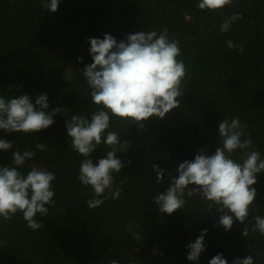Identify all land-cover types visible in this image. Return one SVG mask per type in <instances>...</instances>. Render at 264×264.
<instances>
[{
    "label": "trees",
    "instance_id": "1",
    "mask_svg": "<svg viewBox=\"0 0 264 264\" xmlns=\"http://www.w3.org/2000/svg\"><path fill=\"white\" fill-rule=\"evenodd\" d=\"M198 2L59 0L58 10L51 12L42 0H0V96L27 93L34 104L38 94H47L48 110L61 109L55 122L37 133L0 129V139L13 143L12 149L0 150V167L13 166V151L29 150L35 156L19 166L21 173L35 166L56 176L54 205H46L47 216L35 217L44 228L31 230L20 212L10 221L0 218V264H110L113 259L118 264H208L217 253L228 264L249 255L254 264H264V235L250 229L242 237L245 225L236 221L226 231L217 223L215 206L209 210L198 195L185 196L183 208L172 214L160 212L153 201L169 186L168 173L176 175L178 163L192 160L201 148L211 155L222 146L218 124L225 118H239L241 139L250 136V150L264 158V0H233L215 11L199 9ZM234 13L241 18L221 32V23ZM163 28L169 39L179 41L177 59L186 68L180 106L163 118L142 121L143 129L110 114L108 131L119 137L116 156L124 167L113 173L105 194L117 187L122 191L117 199L89 208L85 202L93 190L77 179L84 157L71 147L65 127L72 115L90 118L100 107L91 101L83 76V68L92 63L87 38L103 39L108 33L120 41L129 33ZM227 40L242 44L244 52L229 49ZM37 143L47 151L36 149ZM109 150L101 143L90 158L95 163ZM243 151L230 156L239 161ZM153 164L165 169L159 184ZM256 178L257 196L246 224L254 223L255 215L264 217V172ZM202 229H207L206 248L198 261H189L185 245Z\"/></svg>",
    "mask_w": 264,
    "mask_h": 264
},
{
    "label": "clouds",
    "instance_id": "2",
    "mask_svg": "<svg viewBox=\"0 0 264 264\" xmlns=\"http://www.w3.org/2000/svg\"><path fill=\"white\" fill-rule=\"evenodd\" d=\"M58 3L59 0H42L43 8L51 12L58 10ZM232 3L233 0H199L196 7L215 11ZM240 18V13L232 14L221 23L220 31L227 32ZM87 40L92 63L83 68V76L90 89L91 101L100 107L90 114V118L83 113L72 115L65 120V127L71 147L84 157L77 179L82 185L91 186L94 193L85 203L89 208H96L109 198L117 199L122 191L117 187L105 194L106 189L112 188L113 173H120L124 167L116 156L120 151L119 137L115 131H108L110 114L141 129L144 128L142 121L153 115L163 118L171 109L180 106L178 98L184 91L181 83L186 68L183 60L177 59L181 55L179 41L169 39L166 28L159 33L155 30L129 33L120 41L108 33L103 35V39L89 37ZM226 44L229 49L244 52L242 44H234L232 40H227ZM48 109L47 94H38L34 104L27 93L10 99L0 96V129L5 133L40 132L51 126L55 122L54 117L61 112L60 107ZM239 129L238 117L230 121L223 119L218 124L222 146L216 147L211 155L201 148L192 160L178 163L176 175L168 173L169 186L153 197L160 212L172 214L183 208L185 196L198 195L207 202L209 210L215 206L219 214L217 223L226 231L236 221L245 225L240 231L242 237L249 236L250 229L264 235V217L255 215L252 217L254 223H245L249 207L257 196V190L252 186L257 182L256 174L264 172V158L259 150H250L253 146L251 137L241 139L244 133ZM101 143L109 146L110 150L94 163L91 153ZM34 147L47 151L43 143ZM12 148V141L0 139V150L6 152ZM237 149L244 150L239 161L230 156ZM34 156L35 152L29 150L22 153L13 151V166L0 167V218L10 221L20 212L31 230L44 228L35 217L37 213L47 216L49 207L46 205H54L52 181L56 179L54 172L35 166L26 175L19 171V166ZM152 169L156 173V183H161L165 169L157 164H153ZM206 232L207 229L200 230L195 241L185 245L187 260H199L206 248L203 242ZM110 264H118V261L113 259ZM208 264H228V261L222 253H217ZM232 264H254V256L236 257Z\"/></svg>",
    "mask_w": 264,
    "mask_h": 264
},
{
    "label": "rangeland",
    "instance_id": "3",
    "mask_svg": "<svg viewBox=\"0 0 264 264\" xmlns=\"http://www.w3.org/2000/svg\"><path fill=\"white\" fill-rule=\"evenodd\" d=\"M229 58H230V59H235L234 56H232V55H229Z\"/></svg>",
    "mask_w": 264,
    "mask_h": 264
}]
</instances>
